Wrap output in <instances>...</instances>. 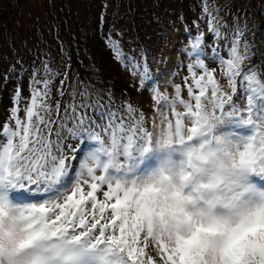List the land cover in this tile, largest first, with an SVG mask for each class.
<instances>
[{
  "label": "snow or ice",
  "instance_id": "6c2138e0",
  "mask_svg": "<svg viewBox=\"0 0 264 264\" xmlns=\"http://www.w3.org/2000/svg\"><path fill=\"white\" fill-rule=\"evenodd\" d=\"M221 11L201 0L220 77L206 63L198 17L189 76L171 97L153 86V117L130 99L114 107L110 91L105 102L78 90L68 65L61 73L44 62L27 97L14 90L0 124V264H264V70L251 63L264 53L253 51L246 16L228 24ZM108 47L142 85L153 80L118 40ZM85 141L96 146L78 158ZM153 147L181 160L129 184Z\"/></svg>",
  "mask_w": 264,
  "mask_h": 264
},
{
  "label": "rangeland",
  "instance_id": "374dc122",
  "mask_svg": "<svg viewBox=\"0 0 264 264\" xmlns=\"http://www.w3.org/2000/svg\"><path fill=\"white\" fill-rule=\"evenodd\" d=\"M175 1L176 0H0V13H2L0 17H2L1 22L4 25H0V76L2 78L0 79V104L2 103L0 108V124L8 120L10 110L13 107L14 90L21 88L23 96H28L29 84L32 76L30 73H27V76L24 78L20 73L21 70H23L22 68L28 67L30 62H34L39 65L42 64L39 58L32 56V54L35 49H41L45 46H48L49 37H51L53 34L52 19H54V17L59 18L60 20L57 26L58 29H61V27H64V25L67 26L66 22H68V19L76 20L78 23L86 26V34H94L96 32L94 23L97 21V16L100 14L106 17L110 16L111 18L106 19L104 23H109L110 25L111 22L118 21L121 26H129V28L131 27V31L136 29L138 32H141V30H139V24L137 23V25L134 27V25L131 23L132 21H134V23L137 22L135 17L140 16L141 20L143 21H146L144 18H147V20H151L152 18V25L148 27L150 31L144 30L141 33L147 35V32H149L150 34L155 35L158 40H165L164 42L167 43L165 46L169 47L170 49L167 51V54L164 55V60L160 61V69L156 66L157 64H154V67L158 68L155 70L157 74L156 80L154 82L155 88H161L163 93L161 91L160 93L168 94L173 90L174 85L180 84L182 86L183 79L187 77V71H184V68L182 67L179 71L181 73L180 76L174 78V74L172 75L174 71L179 70L176 67V64L179 62V60H183L184 58V55H180L179 53L183 52L186 48L184 42H180L179 44L177 40L185 32L184 28L196 29L197 24L192 22L193 25L191 23H187V25L184 26L183 23L179 24L173 21L166 22L165 25L160 23V10L162 8L169 9L168 7H171ZM186 1L192 2V0ZM251 1L257 10H261L264 4L263 2L259 0H255L254 2L253 0ZM154 2L155 8L153 7L154 10L152 11L151 7ZM223 2H225V0H215L217 6L222 8L220 13L221 16L228 19V24L232 23L233 14L239 13L241 16H246V22L248 23L249 28L252 30V32L255 31V26L253 25L252 21L258 19V16H254L249 13L244 15L240 11L241 7L237 8L236 4L233 3L234 1L231 2L230 0L228 5H222ZM194 4L195 3L192 4L193 8H195L192 12L193 16L201 17V19H203L201 7L197 5L195 6ZM158 6L159 9L157 10ZM52 7H54V9ZM196 10H199V13H197ZM69 12H71L73 17L68 18ZM113 16L114 19H112ZM102 25V31L99 30V35L108 36V38L114 39L115 37H113V35L118 34V32L112 29V27L109 25ZM198 26L201 27V23H199ZM202 27L204 28V26ZM55 29L56 26L54 27V32ZM34 32H36L39 37H33ZM66 32H68V27ZM130 35L132 36V34ZM56 37L59 38L58 35ZM258 41H260V39H258ZM192 43L193 42H191V44ZM120 44L125 55L135 53L139 47L133 41L129 42L128 45H122L121 42ZM148 47H150V43H148ZM155 47L156 45L153 46V48ZM57 48L58 47H53L50 45L45 48L47 49L45 51L54 52ZM58 49H65L61 39L59 41ZM75 49L77 52L80 50L82 51L81 47L79 46H75ZM158 49L164 52L161 47H158L157 50ZM190 51L191 47L188 44V53ZM90 52L96 54L98 52L102 53L101 45L99 44L98 47L91 49ZM88 56L91 57L92 55ZM54 61L56 60L54 59ZM123 64L124 63L120 62V65ZM209 66L211 67V65ZM86 68L88 69V67ZM108 69L117 75L119 74L122 79H125L124 76L131 75L128 70L126 72L124 70H118V67L113 64H108ZM19 76H21L22 79ZM16 77L17 79H15ZM43 77L44 75L41 74L38 78ZM6 79H8V81L5 83ZM14 79L16 81H14ZM57 82H59V78L57 79ZM221 82L223 84V80ZM145 88L149 98L148 102H146V109L143 107L142 109L146 110V116L153 117L155 115L156 109V105L153 102V95L155 93L152 91L153 86L148 87L145 85ZM172 94L173 91L171 92V95ZM246 96L247 93H244L238 97L237 100V104L242 109L246 107ZM183 98H188L186 90L183 92ZM149 124L150 121L148 123V127L150 128ZM94 145L92 147H94ZM87 146H89V144ZM88 149L89 147H87L85 151ZM85 151H82L80 157H83ZM77 162H79V160H77ZM150 163L151 158L145 162L144 167H148ZM97 174H100L99 171ZM103 190H106V188ZM147 251L149 255L155 256V250L151 246Z\"/></svg>",
  "mask_w": 264,
  "mask_h": 264
},
{
  "label": "trees",
  "instance_id": "16d2710c",
  "mask_svg": "<svg viewBox=\"0 0 264 264\" xmlns=\"http://www.w3.org/2000/svg\"><path fill=\"white\" fill-rule=\"evenodd\" d=\"M199 1L201 0H192V2L186 1V0H176L175 3H173L171 7H168L169 9L162 8L160 10V23L165 25L166 22L173 21L179 24L183 23L184 26H186L187 23L192 24V22L196 24L198 17L193 16L192 14L193 9H195L193 8L192 4L195 3L194 4L195 6L197 5L201 7V2ZM229 1L230 0H225V2L222 3V5H228ZM232 1H234L233 3L236 4L237 8L241 7L240 11L244 15L246 13H249L251 15L258 16V19H255L254 21H252L253 25L255 26V31L252 32L251 30L248 38L249 40H253V39L255 40V48L253 49L254 52L258 49L260 53H264V16H261V15H264V4L261 10H257L251 0H231V2ZM254 1L255 0H253V2ZM259 1L264 3V0H259ZM154 5H155V2L153 3L151 7L152 11L155 8ZM52 8L54 9V7ZM158 9H159V6L157 10ZM196 12L199 13V10H196ZM1 14L2 13H0V15ZM69 17H73L71 12L68 13V18ZM1 18L2 17H0V25L4 26L3 23L1 22ZM224 18L228 22V19L226 17ZM106 19H111V18L110 16L106 17V16H103L102 14L97 16V21L94 23L96 27V32L94 34H91V33L86 34L85 33L86 26L78 23L76 20L68 19V22H66L67 26L64 25V27H61V29H58L57 26L60 20L59 18L54 17V19H52L53 34L51 37H49L48 46L52 45L53 47L59 48V41L61 39L63 47H65V49L61 50L57 48L55 49L56 51L54 52L45 51L47 50L45 48H47L48 46H45L41 49H35L32 56L38 57L42 64L40 63L41 65H39L37 63L30 62L28 67L22 68L23 70H21L20 74L22 75V77L25 78L27 76V73H30L31 76H33L34 70H38L37 78L41 74L45 75L42 69V65L44 62H47L50 67H52L54 70H57L61 73L66 70L65 66L68 65L70 66L67 69L69 71L70 83L77 85L78 90L84 86H87L88 91L93 98L96 96V93L99 92L101 94L100 98L102 99V101H105V102L109 100V96L107 95V93L110 91L112 93L113 99L116 102L114 107L120 106L121 102H124L130 99L132 104L138 109L143 110L145 114L146 113L145 106L149 98V95L147 96L145 85L148 87L154 86V82L156 80V75H157L155 70L159 68V66L161 65L160 61L164 60V57H165L164 55L167 54V51H169L170 49L169 47L165 46L167 44L164 42L165 40H160V39L158 40V38L155 37V35L150 34L149 32H147V35L141 33L144 30L150 31L148 27L152 25V22H153L152 18L151 20L148 19L149 21L147 20V18H144L146 21H143L141 20L140 16H136L135 20L137 22L136 23H134V21L131 22L134 25V27L138 23L139 27L141 28V29L139 28L141 32L136 31V29L131 31V27L129 28V26L127 27L121 26L118 21L111 22L109 25V23L108 24L104 23ZM112 19H114V16L112 17ZM199 23H201V27H200L201 31L206 36V39L204 41V46H205L204 52H205L206 63L208 64V66L211 65V67L209 66V68L216 69L217 76L220 77V74L223 71V69L218 63L212 62L213 54L210 50L212 47V43H213L212 36L208 35L207 24L204 22V19H200ZM102 24L109 25L110 27H112V29L118 32V34L113 35V37L115 38L114 39L111 38L112 40H118L122 43V45H128L129 42L133 41L137 46H139L135 53L125 55V56L135 57L139 63H141L142 65H147L153 76L152 81H149L147 84L142 85L139 77H134L131 73V69L126 67L125 63L123 65H120V61L116 59L113 51L108 47V39H109L108 36L99 35V30L102 31V26H103ZM142 25H143V28H142ZM55 26H56V29L54 32ZM202 26H204V28ZM67 27H68V32H66ZM184 31L185 32L177 40L179 44L180 42H184L186 45L185 50L179 53L180 55L183 54L184 58L183 60L181 59L179 60V62H177L176 67L179 70L174 71L172 73V75L174 74L173 75L174 78H176L177 76H180L181 73L179 71L181 70L182 67L184 68V71L185 70L187 71L186 65L192 60V57L188 55V44L191 47L192 45L191 42H193L197 34L196 29L184 28ZM130 34H132V36ZM57 35L59 36V38L56 37ZM34 36L39 37V35L36 32H34L33 37ZM258 39H260V41H258ZM148 43H150V47H148ZM99 44L101 45L102 53L98 52L96 54V53L90 52L91 49L98 47ZM155 45L156 47L153 48V46ZM75 46L81 47L82 51L81 50L79 52L75 51L76 50ZM158 47H161L164 50V52H162L160 49L157 50ZM222 51L223 49L221 48V54H222ZM88 55H92V56L89 57ZM53 58L56 61H54ZM251 63L253 65H257V67L260 70H264V56L256 55L254 59L251 61ZM108 64L115 65L116 67H118V70H124L125 72L128 70V72H130L131 75L124 76L125 79H122V77L119 74L117 75L109 71ZM154 64H157L156 66L158 68H155ZM86 67H88L89 70ZM186 74L188 77L189 76L188 71ZM19 77L22 79L21 76ZM0 79H2L1 76H0ZM15 79H17V77ZM15 79L14 81H16ZM222 80H223V84L221 82ZM7 81L8 79H6L5 83ZM5 83H4V86H5ZM56 83L57 85L59 84V82L57 81ZM220 83L222 85H225V87H227L226 80L224 78L221 77ZM242 83L243 82L238 83V94L236 96V101H235L236 103H237L238 97H240L241 95L245 93L241 90ZM158 90L159 92L163 91L161 88H158ZM172 91H170L166 95H169L171 97ZM28 95H29V91H28ZM65 99H67V97H65ZM68 99H70V97H68ZM77 101L78 102H89V103L92 102L88 98H83V97H80L79 95H77ZM1 106H2V103L0 104V108ZM142 107L145 109H142ZM120 110L123 112L122 107L120 108ZM90 114H91V110H90ZM20 115L23 116V113L21 112ZM149 125L151 127V122ZM88 144L89 146H87ZM94 144L95 143L91 141H85V143L82 146L79 144H76L74 146V150H78V158L80 157V154L82 153V151H85L87 147H89V149L92 148ZM95 146L96 145H94V147Z\"/></svg>",
  "mask_w": 264,
  "mask_h": 264
},
{
  "label": "clouds",
  "instance_id": "9594fccd",
  "mask_svg": "<svg viewBox=\"0 0 264 264\" xmlns=\"http://www.w3.org/2000/svg\"><path fill=\"white\" fill-rule=\"evenodd\" d=\"M151 158V163L148 167H144L145 162ZM181 156L178 153H170L169 150L163 148L153 147V150L146 153L143 157L139 158L137 167L128 173L126 180L129 184L136 181L137 184L158 174L161 169L167 170L172 164L179 163ZM79 264H97L90 256H84Z\"/></svg>",
  "mask_w": 264,
  "mask_h": 264
}]
</instances>
